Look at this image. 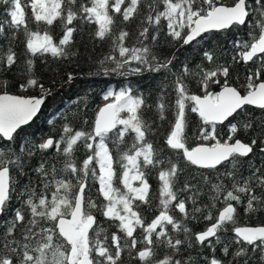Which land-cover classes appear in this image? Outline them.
I'll return each mask as SVG.
<instances>
[{
    "label": "snow or ice",
    "instance_id": "snow-or-ice-1",
    "mask_svg": "<svg viewBox=\"0 0 264 264\" xmlns=\"http://www.w3.org/2000/svg\"><path fill=\"white\" fill-rule=\"evenodd\" d=\"M0 7L7 16L0 21V148L52 94L34 72L36 60L75 56L70 49L82 27L92 26L94 42L111 45L100 61L104 75L163 76L153 104L135 90L107 91L91 122L83 119L80 128L64 123L58 137L31 149L22 144L12 154L0 151V216L11 213L0 236V264H125V256L135 264H264V225H238L241 211L264 213V0H0ZM133 21L137 32L130 45L127 26ZM230 29L236 30L230 60L220 63L203 51L195 70L189 64L177 69L174 55L158 56L151 47L161 34L184 47ZM21 58L17 87L23 93L39 88V97L9 91ZM233 64L247 66L242 84ZM73 80L67 74L66 82ZM145 108H154L161 123L145 119ZM190 114L206 143L189 144ZM226 121L224 139L218 126ZM163 122L168 128L161 133ZM161 134L157 147L150 136ZM32 149L54 162L35 169L37 184L20 189V206L12 209L18 188L13 173L24 172ZM256 155L259 166L250 159ZM204 196L208 202L200 203ZM150 209L149 219L144 213ZM193 221L208 223L194 231ZM161 248L167 249L163 257ZM196 248L201 259L185 258L186 249Z\"/></svg>",
    "mask_w": 264,
    "mask_h": 264
},
{
    "label": "trees",
    "instance_id": "trees-1",
    "mask_svg": "<svg viewBox=\"0 0 264 264\" xmlns=\"http://www.w3.org/2000/svg\"><path fill=\"white\" fill-rule=\"evenodd\" d=\"M224 4H231L232 0H220ZM7 19L6 13L2 7H0V21ZM92 26L82 27L81 30L75 35V43L71 47V51L75 52V56L69 58L55 59L50 56L45 59H37L35 63L34 72L38 79L45 85L46 88L51 89V95L45 98L43 108L38 117L27 127L18 131V135L13 142H3L9 144L7 148H0V151L12 154L18 149L19 145H27L30 149L34 144L42 142L48 136H59L61 126L64 123L70 122L74 127L80 128L83 119L91 122L96 111L99 107L106 103L103 100V95L107 91H121L124 89L135 90L139 95H142L148 104H153L159 99L160 89L162 87L163 76L161 74H151L145 72L140 76L128 75L120 76L112 73L104 75L100 69V61L104 59L106 54L110 52L111 45L105 41L102 43L94 42L91 38ZM127 30L133 33V38L128 41L131 45L134 43V36L137 32L136 22L133 21L127 26ZM53 32L56 36L61 33L60 26L57 25ZM236 35L235 29L225 30L222 32L208 33L205 38L200 40L199 44L181 47L179 44L169 42V38L161 34L158 38V43L152 44L151 47L154 53L161 57H169L174 55L177 69L182 64H189L193 70L195 66L200 64L202 61L203 51H212L218 58L220 63H224L226 60H230L232 52V38ZM241 39H245L246 35L243 31L240 32ZM2 43V42H0ZM147 43V42H146ZM6 46V45H5ZM205 66H207L205 62ZM24 67L23 58L16 69L10 74L11 87L9 91L13 94L27 95V96H40V89H29L28 92H20L17 85L20 82L19 77L23 74L21 69ZM245 65H232L231 71L233 76H239L240 84L244 82V77L247 74L245 71ZM71 73L74 76V80L66 82L67 74ZM192 92L197 93L198 88L195 82L190 83ZM239 86V84L237 85ZM213 90H218L215 88ZM242 92L243 88L240 89ZM257 114L258 110H257ZM145 119L149 122L156 120L157 123H161L156 119L155 109L148 110L144 109ZM67 117V119H65ZM171 119V116L169 117ZM49 121H53L52 124ZM236 122V121H233ZM191 127L188 130V142L191 146H195L199 143H206L198 139L197 132L199 129L198 118L195 114H190ZM228 122L224 125L218 126L220 137L226 139L228 135ZM168 128L167 122H163L161 133ZM241 139L246 142H250L252 138L250 135L241 134ZM150 139L156 142L159 147L163 142V134L150 136ZM35 154L27 158L24 172L21 174L19 171H14V178L18 185L17 192L13 194L10 207L12 209L20 206L19 190L22 189L29 181L35 186L39 180L35 169L45 160L48 165L54 162V157L50 154L41 153L38 150L32 149ZM258 153V149L256 150ZM78 160L84 158V150L81 149L76 153ZM248 159V158H245ZM251 162L259 166L262 157L260 155L252 156ZM58 167L60 165H57ZM224 169H221L223 171ZM245 176L249 173L247 169H242ZM215 177V173L212 174ZM59 178V177H58ZM70 178V177H69ZM152 185V196L155 203V197L158 195V181L153 174L150 178ZM183 179L179 182L178 186L183 184ZM42 187V185H41ZM209 197H202L200 203H207ZM144 215L147 218H151L153 211L147 210ZM179 216V213H177ZM11 213L1 216L0 219V236H2L5 223L10 219ZM98 218L102 220V217ZM207 221L196 222L193 221L189 224L194 231H201L205 228ZM238 225L240 226H260L264 225V213H256L252 216L243 213H239ZM175 235V234H173ZM183 234H181L182 238ZM199 248L186 249L185 258L191 254L193 260H199ZM207 251V250H205ZM167 249L161 248L159 250V256L163 257ZM216 255L223 258L222 253L217 250ZM125 264H135L130 262L125 256Z\"/></svg>",
    "mask_w": 264,
    "mask_h": 264
},
{
    "label": "water",
    "instance_id": "water-1",
    "mask_svg": "<svg viewBox=\"0 0 264 264\" xmlns=\"http://www.w3.org/2000/svg\"><path fill=\"white\" fill-rule=\"evenodd\" d=\"M225 31V30H224ZM222 32V31H221ZM212 33H214V32H212ZM208 34V33H207ZM206 35V34H205ZM35 97H39V96H35ZM44 105V104H43ZM43 105L41 106V110H42V108H43ZM41 110L39 111V113L32 119V121H30L29 122V124L28 125H25V126H23V128H25V127H27V126H29L37 117H38V115L40 114V112H41ZM227 122V121H226ZM225 122V123H226ZM22 128V129H23ZM18 131H20V130H18ZM0 219H1V216H0Z\"/></svg>",
    "mask_w": 264,
    "mask_h": 264
}]
</instances>
